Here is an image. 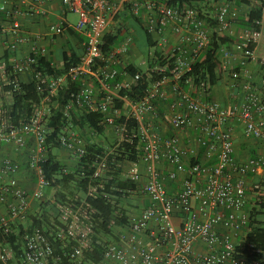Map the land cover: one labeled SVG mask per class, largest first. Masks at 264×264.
<instances>
[{"label": "built area", "instance_id": "1", "mask_svg": "<svg viewBox=\"0 0 264 264\" xmlns=\"http://www.w3.org/2000/svg\"><path fill=\"white\" fill-rule=\"evenodd\" d=\"M15 1L23 2H0V12L9 19L10 50L26 39L20 18L45 12L39 6L23 10ZM249 2L197 0L199 11L186 2L171 5L168 0H60L64 14L74 12L78 20L69 23L63 14L52 21L44 34L46 42L39 43L34 37L29 51L14 60L12 68L15 73L31 72L38 56L48 57V43L69 28L83 37L79 63L61 74L38 73L37 89L46 95L29 118L11 122L7 109L0 108V264H264V256L248 260V252L259 250H248L251 243L243 244L252 228L246 205L247 176L251 173L254 180L264 179V153L246 152L237 161L234 142L238 126L244 137L257 140L264 148V92L253 85L247 68L250 62H257L264 80V56L256 50L261 18L249 27L239 25L240 20H248L247 10L261 0ZM125 4L151 35L155 43L152 49L136 51L134 32L127 27H120L115 43L105 49L104 35L114 31L113 24L119 27L123 23L119 14ZM214 40L216 82L227 78L241 89L239 97L228 104L205 99L215 84L210 83L208 74L197 84L186 76L195 63L206 58ZM152 56L155 64L150 67ZM130 64L142 68L148 78L150 72L156 73L136 100L120 94L141 78L140 72L126 70ZM1 66L4 68V63ZM117 76L121 79L116 80ZM2 79L11 83L6 72ZM68 81L77 83L64 106L68 117L73 111L98 113L102 124L117 132L120 139L126 122H137L135 136L141 155L129 174L136 187L128 192L140 194L150 203L115 226L114 238L94 232L84 201L79 205L57 204L60 224L53 230L39 227L30 218L38 212L31 208V201L39 208V203L51 196L42 168L47 159L45 119L56 102L52 97ZM157 101L167 102L165 115L175 134L153 130L151 119L159 117ZM188 130L194 145L181 141L179 134ZM56 139L75 158L85 154V140L77 133L63 132ZM199 146L205 147L204 157L212 161H193ZM8 149L24 152V159L12 157ZM161 161L172 165L170 179L181 174V188L175 194L168 193L160 176L157 165ZM21 163L30 175L26 185L19 180ZM253 187L260 189L256 181ZM10 234L17 236L13 242L19 243L17 249L8 240Z\"/></svg>", "mask_w": 264, "mask_h": 264}, {"label": "trees", "instance_id": "2", "mask_svg": "<svg viewBox=\"0 0 264 264\" xmlns=\"http://www.w3.org/2000/svg\"><path fill=\"white\" fill-rule=\"evenodd\" d=\"M249 4V0H244ZM188 3L190 6L201 11L200 4L197 0H168L171 5H182V3ZM264 7V0L258 6H251L247 10L248 20H240L239 25L244 27L251 26V22L255 19L261 18V10ZM123 23H119V27H115L114 31L107 32L105 37V49H109L112 44L115 43L117 36L121 30L120 27H126L130 22L135 27L134 35V47L136 51L141 53L146 50L152 49L154 42L152 37L148 34L142 26V22L131 13L129 5L125 4L123 12L119 14ZM260 28V26H257ZM63 34H67L73 39L82 41L83 37L80 33L76 32L72 28H69ZM61 34L60 36H62ZM59 37V36H58ZM213 48L207 50L206 58L200 63H195L191 71L186 73L187 77H191L194 83H199V80H204L206 75H209L210 83H216V58L214 55L217 41L212 42ZM11 51L8 47L4 50L1 60L4 63L6 73L9 75L11 83L6 86L10 88L11 100L5 107L7 109L6 115L11 122H18L19 120H25L33 115L44 99L46 92L37 89L39 84L38 73L43 76L50 74H61L69 68L77 65L80 61V56L77 52L70 47L69 51H64L61 64L56 66L52 63L50 57L38 56L36 63L32 65L30 77L26 80L16 79V73L12 68L10 62ZM154 56H157V51H154ZM154 57H150L149 66L152 67L155 64ZM126 70L130 73L140 72L141 78L130 86V88H123L120 90V94L126 95L131 100H136L142 96L146 88L150 85V81L154 80L156 73L150 72L151 77L148 78L146 72L142 68L135 65L126 66ZM116 80H120L121 77L117 76ZM16 82L14 87L13 82ZM77 83L68 81L67 84L58 91L57 95L52 97L56 102L54 106H51L49 115L47 116L45 127L47 129V142L46 151L47 159L42 162V168L44 175L48 180L47 192H54L52 198H47L45 201L39 203V211L36 215L30 214V218L33 222H36L39 227H46L49 230H53L56 224H60L59 221V209L57 204L74 203L76 205L81 204L84 201L90 212L92 227L94 232H102L107 238H114V227L123 224L128 221L127 210L121 205L122 196L128 194V190H133L136 187V183L130 178L122 176V169L120 164L123 162L135 163L140 159V143L135 136L137 131V122L134 119H129L126 122L125 128L122 131V139L118 142L110 143V149L105 147L101 142L93 140L90 137L85 138V154L77 157L75 164L69 169L66 168L65 163L57 159L54 148L62 147L57 141V136L62 134L64 129L77 128L80 130H89L91 132L101 133L103 127L102 115L98 113H78L72 112L68 117L64 113V106L70 101V92L74 90ZM205 99H212L209 94L205 96ZM120 106V102H116ZM167 105L166 101H157L156 109L159 115L163 114V110ZM157 117L153 118V121ZM119 122L123 119L118 120ZM153 130L157 131L154 128ZM205 147H198V156L193 160L195 162L200 161V154H204ZM99 165L107 166L103 174L95 173L98 171ZM26 168V164H21V169ZM247 178L253 180V184L256 183L262 187L263 194L258 195V199L253 201L256 203L249 211L251 230L247 232L243 244L251 243V248L259 250L258 253H247L248 260L259 259L264 256V221L258 219V216L264 214V179L254 180L253 174L249 173ZM81 193V196H75V194L69 189L70 186ZM94 188L95 190H92ZM67 190V193H66ZM254 191L257 189L254 187ZM21 234V232H20ZM17 236L10 234L8 240L12 246L17 249L18 244H13L16 241ZM57 246L58 243H56ZM100 247V246H98ZM97 247V248H98ZM59 249V247H57ZM100 252L97 251L96 254ZM89 257V255H87ZM93 257V256H92Z\"/></svg>", "mask_w": 264, "mask_h": 264}, {"label": "crops", "instance_id": "3", "mask_svg": "<svg viewBox=\"0 0 264 264\" xmlns=\"http://www.w3.org/2000/svg\"><path fill=\"white\" fill-rule=\"evenodd\" d=\"M1 2V0H0ZM20 5V7L23 10H33L36 6H39V8H43L45 12L43 14H30L26 17H19L20 18V28L22 30V34L25 36V41L16 49L11 51L10 55V62L12 63L14 60L21 59L28 51L31 41L36 37L37 41L39 43L46 42L44 39V34L47 30L48 25L52 21H56L59 18H61L64 14L63 9L60 4V0H52L51 2H45L38 5L35 3V0H23V2L19 3L15 1ZM66 21L69 23H73L67 19V13L64 14ZM9 25V19L5 17L3 13L0 12V58L4 53V50L7 48L9 40H10V33L6 31L7 26ZM127 28H130L133 30L135 35V27L130 22L126 26ZM72 47L77 54L80 56L83 52V44L82 41H78L77 39H73L69 35L63 34L62 36L56 37L54 41L51 43H48V57L52 60V63L56 66H59L61 64L62 56L64 51H69V48ZM257 54L259 56H264V47L257 43L256 46ZM1 60V59H0ZM1 65L3 64V61L1 60ZM248 68V75L253 82V85L260 91L264 92V80L262 76V71L259 68L257 62L252 61L247 65ZM17 77L20 78L21 81L26 80L30 77V72H21L16 73ZM240 87L238 84L231 85L230 81L227 78L221 77L212 87L209 96L212 99H216L221 101L222 103L228 104L230 102L235 101L239 95H240ZM264 101V100H263ZM165 109L163 110V114L159 115L156 120L153 121L151 119L152 125L154 123V128L162 133L163 135H173L175 134V130L171 127L168 116L165 115ZM92 133V132H91ZM192 133L191 130H188L187 133H181L180 138L184 145H192L193 139L189 138ZM234 142H235V154L237 157V161H240V159L245 155L246 152L252 153V155L264 153V148L262 147V144H260L257 140L254 139H247L242 134V130L240 127H236L234 130ZM194 145V144H193ZM8 154H10L12 157H15L17 159H24V152L22 151H12L11 149L7 151ZM57 159L62 161L66 164L67 161H73L74 156L71 155L68 150H66L63 147H59L56 150L55 153ZM200 161L201 162H210L211 160H207L204 157V154H200ZM76 161V158H75ZM24 164V163H21ZM139 167L142 169V164L139 165ZM158 170L160 172V176L166 186V189L168 193L175 194L180 188H181V181H180V175L179 178L172 180L168 177L169 171L172 169V165H170L167 162L161 161L157 165ZM21 173L19 175V180L23 184H28L27 180L30 177L29 173L24 171L25 169H21ZM253 182V180H249ZM249 187L247 188V190ZM53 192V191H52ZM247 199H246V205L247 208L251 205L249 204L252 200L250 194L246 191ZM249 196V198H248ZM146 198V197H145ZM149 202H143L142 208L147 206ZM38 208V203L31 201V208ZM141 208V209H142ZM141 209H139L137 212H139ZM136 212V213H137ZM135 213V214H136ZM177 220V217L175 216V221Z\"/></svg>", "mask_w": 264, "mask_h": 264}, {"label": "rangeland", "instance_id": "4", "mask_svg": "<svg viewBox=\"0 0 264 264\" xmlns=\"http://www.w3.org/2000/svg\"><path fill=\"white\" fill-rule=\"evenodd\" d=\"M261 36L259 39V44H261L264 47V7L261 10ZM67 19L73 23H75L78 20V14L74 13V12H67ZM116 25L113 24V28H115ZM138 58H137V62H138ZM1 60H0V108H5L10 100H11V91L10 88L6 89V86H8L9 84H6L7 81L2 79V75L3 73H5V68H3L1 66ZM16 79L20 80V78L17 77L16 75ZM46 114L43 115V119H45ZM46 120V119H45ZM71 131L77 133L81 138L85 139L87 137L92 138L93 140H97L99 142H101L103 145H105V147H108L110 149V143H114V142H118L120 140V135L115 132L112 128H110L109 126H104L103 127V131L101 133H96V132H92L85 129V130H80L77 128H68L66 130H64L63 132L66 133H70ZM57 148H54V153H56ZM74 160L73 161H67L66 162V168L69 169L72 165L75 164V157H73ZM107 168V166H103V165H99L98 168V174H103L104 170ZM120 168L122 169V176L129 178V174L133 168V164L129 163V162H123L120 164ZM249 189L247 190V192L250 194L252 200L250 201L249 204H251L249 206V208L251 209L253 206H255V202L253 201L254 199H258L257 196L259 195V193L263 192L262 187H260V189L256 188L257 191H254V187L252 186V182H249ZM67 190H71L75 196H81V193L76 191L73 186L71 185L69 187V189ZM66 190V193H67ZM50 199L52 198V196L54 195V192L50 191ZM258 194V195H257ZM249 198V196H248ZM143 202H149L148 198L143 197L140 194L137 193H130L128 192V194H125L122 196L121 199V205L124 206L127 210V214L128 216H130L131 214H135L139 209L142 208V204ZM37 208V207H36ZM39 211V208H37ZM258 219L261 221H264V214H261L258 216Z\"/></svg>", "mask_w": 264, "mask_h": 264}]
</instances>
